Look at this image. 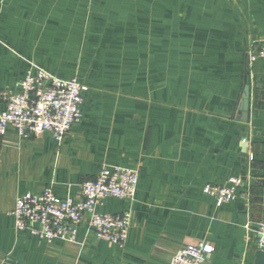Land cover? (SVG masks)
I'll return each mask as SVG.
<instances>
[{
	"label": "crops",
	"instance_id": "crops-1",
	"mask_svg": "<svg viewBox=\"0 0 264 264\" xmlns=\"http://www.w3.org/2000/svg\"><path fill=\"white\" fill-rule=\"evenodd\" d=\"M263 35L264 0H4L0 91L15 88L30 61L89 89L83 119L61 142L8 129L0 258L172 264L180 248L205 241L214 247L210 264H253L264 222V59L251 65L248 51ZM104 164L139 173L134 200L111 197L98 208L132 213L125 248L97 238L86 220L76 242L16 230L19 196L53 186L79 199ZM233 176L243 180L240 197L218 206L204 186Z\"/></svg>",
	"mask_w": 264,
	"mask_h": 264
},
{
	"label": "built area",
	"instance_id": "built-area-1",
	"mask_svg": "<svg viewBox=\"0 0 264 264\" xmlns=\"http://www.w3.org/2000/svg\"><path fill=\"white\" fill-rule=\"evenodd\" d=\"M4 0H0V6ZM264 59V35L248 51L254 65ZM89 86L78 77L60 78L34 61L15 88L0 91V149L5 135L13 127L20 136H38L49 132L61 142L72 125L83 119L84 93ZM251 159L253 158L250 156ZM139 173L124 165L104 164L95 178L81 184L80 198L57 195L53 186L40 194L30 192L19 196L12 214L19 232H27L48 242L62 240L76 242L84 220L97 238L125 248L132 224V213L101 212L98 208L107 198L134 200ZM243 180L233 176L226 185L207 184L204 192L214 198L218 206L240 197ZM256 247L264 250V222L257 225ZM214 247L205 241L180 248L172 264H210Z\"/></svg>",
	"mask_w": 264,
	"mask_h": 264
},
{
	"label": "water",
	"instance_id": "water-1",
	"mask_svg": "<svg viewBox=\"0 0 264 264\" xmlns=\"http://www.w3.org/2000/svg\"><path fill=\"white\" fill-rule=\"evenodd\" d=\"M249 104H250V86L248 83H246L244 92H243V95L240 101L241 117L239 119L243 121L248 120ZM253 256H254L253 264H264V250L262 249L255 250ZM0 264H19V263H16V261L13 260L12 258H6V259L0 258Z\"/></svg>",
	"mask_w": 264,
	"mask_h": 264
}]
</instances>
